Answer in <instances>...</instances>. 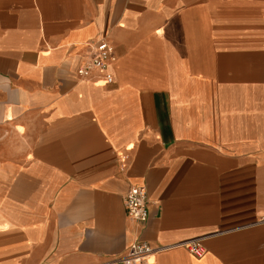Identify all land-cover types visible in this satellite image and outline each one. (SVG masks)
I'll return each instance as SVG.
<instances>
[{
  "label": "crops",
  "instance_id": "crops-1",
  "mask_svg": "<svg viewBox=\"0 0 264 264\" xmlns=\"http://www.w3.org/2000/svg\"><path fill=\"white\" fill-rule=\"evenodd\" d=\"M99 38L110 82L76 73ZM135 240L264 264V0H0V264H121Z\"/></svg>",
  "mask_w": 264,
  "mask_h": 264
},
{
  "label": "built area",
  "instance_id": "built-area-1",
  "mask_svg": "<svg viewBox=\"0 0 264 264\" xmlns=\"http://www.w3.org/2000/svg\"><path fill=\"white\" fill-rule=\"evenodd\" d=\"M89 46L90 55L83 64L76 68V73L83 76L92 69H97L102 73L105 81L110 82L112 75L107 67L114 58L112 45L105 38H99L98 41L91 43ZM123 195V206L126 215L139 224L145 223L149 215L145 187L140 184L131 185ZM184 246L196 257L202 255L205 250L199 238L187 240L184 242ZM153 249L154 247L149 242L135 240L117 261L121 264H154V260L149 257Z\"/></svg>",
  "mask_w": 264,
  "mask_h": 264
}]
</instances>
